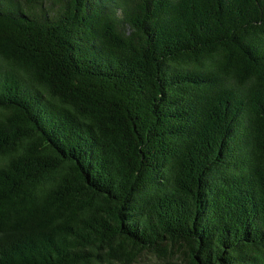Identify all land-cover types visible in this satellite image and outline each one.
Listing matches in <instances>:
<instances>
[{
	"label": "trees",
	"instance_id": "obj_1",
	"mask_svg": "<svg viewBox=\"0 0 264 264\" xmlns=\"http://www.w3.org/2000/svg\"><path fill=\"white\" fill-rule=\"evenodd\" d=\"M0 264H264V0H0Z\"/></svg>",
	"mask_w": 264,
	"mask_h": 264
},
{
	"label": "rangeland",
	"instance_id": "obj_2",
	"mask_svg": "<svg viewBox=\"0 0 264 264\" xmlns=\"http://www.w3.org/2000/svg\"><path fill=\"white\" fill-rule=\"evenodd\" d=\"M153 260V257L151 255H146L143 257L142 262L147 263V262H151Z\"/></svg>",
	"mask_w": 264,
	"mask_h": 264
}]
</instances>
